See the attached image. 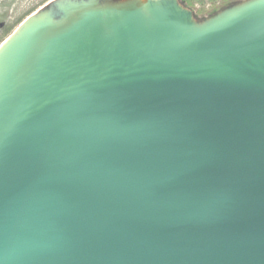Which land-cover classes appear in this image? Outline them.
<instances>
[{"label":"water","instance_id":"95a60500","mask_svg":"<svg viewBox=\"0 0 264 264\" xmlns=\"http://www.w3.org/2000/svg\"><path fill=\"white\" fill-rule=\"evenodd\" d=\"M0 264H264V2L25 17L0 43Z\"/></svg>","mask_w":264,"mask_h":264},{"label":"rangeland","instance_id":"374dc122","mask_svg":"<svg viewBox=\"0 0 264 264\" xmlns=\"http://www.w3.org/2000/svg\"><path fill=\"white\" fill-rule=\"evenodd\" d=\"M179 1L191 10L198 20H202L242 0H216L214 4L202 5H188L183 0ZM49 2L50 0H0V40L5 34H10L31 12Z\"/></svg>","mask_w":264,"mask_h":264},{"label":"trees","instance_id":"16d2710c","mask_svg":"<svg viewBox=\"0 0 264 264\" xmlns=\"http://www.w3.org/2000/svg\"><path fill=\"white\" fill-rule=\"evenodd\" d=\"M184 3L188 4V5H202V4H214L216 0H183ZM9 34V33H8ZM8 34H5L4 37L0 40V42L8 35Z\"/></svg>","mask_w":264,"mask_h":264},{"label":"snow or ice","instance_id":"6c2138e0","mask_svg":"<svg viewBox=\"0 0 264 264\" xmlns=\"http://www.w3.org/2000/svg\"><path fill=\"white\" fill-rule=\"evenodd\" d=\"M261 2H264V0H261Z\"/></svg>","mask_w":264,"mask_h":264}]
</instances>
